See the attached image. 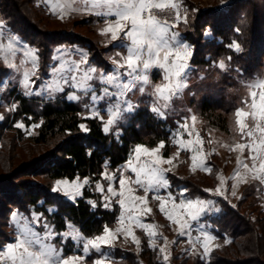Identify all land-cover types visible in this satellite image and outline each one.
Wrapping results in <instances>:
<instances>
[{"label":"trees","instance_id":"trees-1","mask_svg":"<svg viewBox=\"0 0 264 264\" xmlns=\"http://www.w3.org/2000/svg\"><path fill=\"white\" fill-rule=\"evenodd\" d=\"M29 2L35 5L34 0ZM21 3L23 2L17 0L0 1V18L7 22L13 32L37 49L41 77L47 74L53 52L60 44H77L87 47L90 60L100 68L107 69L109 61L106 55L110 50L102 48L99 43L81 37L82 34L54 31L42 37L40 30L31 27L27 21L20 27L8 13V9L12 8L20 12ZM37 9L38 13H44L48 18L55 19L54 15L46 9ZM189 11H195V14L188 15ZM186 17L187 23H181L179 31L193 47L190 62L193 66L192 75H199L201 81L189 89L193 93L190 105H197L203 130L228 132L235 113L240 107L237 90L244 82L253 80L256 83L264 78V0H231L225 6L209 7L203 11L189 3ZM86 22L88 19L84 22L76 20L72 25L74 27L78 23L77 26L82 24L87 27L89 22L87 24ZM188 22L190 23L186 30L185 24ZM207 33L211 36H207ZM233 44H238L241 50L236 51L229 47ZM229 57L231 60L228 59ZM219 61L225 63L226 70L218 67ZM9 73L10 69L0 63V83ZM7 96L12 97L18 106L12 116H5V120H0V154L7 147H11L12 152L17 150L19 142L24 141L23 132L13 129L12 122L9 121L20 118L27 126L32 123L39 125L36 129L37 133L26 138L28 145H31L25 148L32 153L38 148L42 150H44L43 147L48 148L44 155L41 154L38 158L36 154L33 156L27 176L44 178L48 181H74L76 178H88L92 186L101 180V174L106 167L115 169L125 164L138 145L153 148L163 141L166 145L165 156L174 149L170 137L171 123L150 110L151 106L147 102V97L141 100L137 110L126 118L124 124L122 123V135L117 137L104 132L100 120L84 118L83 114L86 110L83 106L69 101L65 95L50 100L42 97L28 98L15 86L7 93ZM80 125H85L88 131H84ZM9 132L13 133V136L8 137ZM9 159L16 160L17 157L9 155L8 161ZM10 165L8 162L1 165L0 169L12 174L9 171ZM13 173L15 176L10 178L16 179L18 172ZM170 179L174 186L184 183L187 194L191 197L210 198L211 196L205 191L204 185L192 178L180 179L170 175ZM8 180H3L6 181L3 184L5 190H0L7 205H10L9 207L17 205L24 210L26 207L23 206L26 204L36 211L49 215L59 232L65 231L67 224L71 222L85 237L93 238L103 234L105 227H112L118 221V209L104 208L98 202L100 196L90 186L84 189L81 198L69 202L54 195L47 186L40 184L14 186ZM11 185L12 190L5 188ZM90 200H95L96 206H93ZM216 202L220 210L208 220L210 219L211 232L220 239L221 246L211 250L206 258L200 254L190 253L173 255L169 264H264V213H258L260 216L253 220L251 217L243 216L238 211V206H231L223 198H216ZM50 206H55L56 212L49 214ZM12 209L13 207L8 208L10 211ZM3 237L7 238L0 232V246L6 244ZM111 264L165 263L159 250L150 247L145 240L138 254L115 247Z\"/></svg>","mask_w":264,"mask_h":264},{"label":"snow or ice","instance_id":"snow-or-ice-1","mask_svg":"<svg viewBox=\"0 0 264 264\" xmlns=\"http://www.w3.org/2000/svg\"><path fill=\"white\" fill-rule=\"evenodd\" d=\"M71 5H77L72 8L73 11H80L79 5H83V10L86 12H94L95 15H101L105 17L106 26L101 30V34H110V41H117L123 34L124 40L128 43L121 41L116 47L126 48L127 54L121 59H113L112 63L116 66V71L113 74H97V69L92 66L87 68L82 67L88 63L87 53L81 54L79 62L71 61L69 66L68 61L62 62L58 67L52 69L53 79L49 82H45L42 85V91L48 92H65V86L69 88H78L83 91L84 94L91 93L90 99L93 105H97L100 102H104L107 107L104 109L108 115V119L104 120V117L100 115V109L93 107L90 109L91 115L85 117L86 119H98L103 124V131L108 133L112 128L118 125L119 120L125 118V113H133L136 109V105L131 100L126 99L127 93L132 91L138 82H142L143 85L150 84L149 70L152 68H159L163 71V83L154 85L152 95L156 97L158 102L157 106L152 107L150 110L161 118H166L164 109L170 106L172 98L185 87H187V69L189 68V61L193 54L192 47L184 43L179 38V33L170 31V27L165 23L159 21L155 15H153V9H164L171 7L178 9L179 5L167 0L165 2H157V0H70ZM69 4H52V11L55 14L57 9L68 8ZM114 16L115 19H108ZM59 18H63L61 15ZM177 21L180 20V14L177 12ZM184 23H187V17L185 14ZM3 25L0 24V28ZM174 27V26H173ZM2 35V33H0ZM8 49L15 52L14 46L9 42ZM236 51H240L238 44L230 45ZM3 48V45H0ZM25 57H29L32 62L31 70H24L22 73L21 85L24 88V95H40V91L33 92L35 82L31 80L32 76L37 74L38 69V57L35 49H27L24 52ZM119 56L120 54L117 53ZM231 60V57L228 58ZM218 67L222 70H226L227 66L223 61H219ZM8 67L16 68L15 63H8ZM119 69H125L124 73H120ZM19 70V69H18ZM122 76H127L130 79L126 82L122 80ZM93 80L101 81L104 85H110L114 91H110L108 87H103L99 95L96 94V88L91 83ZM7 85H5L6 87ZM252 88L264 89V81L258 84L250 85ZM3 88H0L2 91ZM139 91L144 92V88L140 87ZM252 102L248 105L250 111H245L244 108H240L236 111V131H238L242 138L247 137V143H237L232 150H240L241 153L245 149L249 151V159L251 160V167L243 160L239 161L240 165L248 169L253 173L252 179L258 180L264 183V91L259 94V101H257V92L251 91ZM70 99H79L77 96H70ZM115 98V99H113ZM247 104V102H245ZM87 107V106H86ZM16 105L13 104L10 111L15 110ZM251 117L255 122L254 127H250L246 120ZM3 119V116H0ZM191 120L195 122L196 117L193 115ZM17 127H24L23 123L17 124ZM84 131H88L85 125H80ZM257 133L259 134L257 136ZM191 137L193 135L192 130L189 127L187 120L182 123H177L176 133L174 134L173 143L180 145L185 149H191L193 155L192 170L197 168L198 153L201 151L198 147L193 145H201L203 141L197 139L194 141L189 139L185 141L184 135ZM166 145L163 141L159 143L156 148L149 149L144 145H138L133 149L132 157L126 162L124 168L121 171L119 178V189L114 185L117 180L115 173L102 172V178L109 181V187L107 188L108 195L103 197L105 203L104 207H111V197H119L117 200L121 209V215L119 221L121 224L125 221L124 213H128L129 220H135L139 227H142L152 237L154 233L150 231L154 226L150 224L140 223L136 213H151L152 209L147 207L148 194L154 193V199L159 201V211L163 213L166 218L173 224L178 225L177 231L181 236H188L192 243V250L195 251L196 243H199L203 248V255L207 256L210 252L209 241L215 239V237L203 231L199 230L200 234L192 240L191 238V224L190 221H196L199 219L208 207L209 203L205 200H192L181 199L179 205L175 203V197L171 192L167 195H160L162 189H168L171 187L166 173L170 168H164L162 165H171L173 157L164 159L159 155L160 151L165 148ZM228 147V145H224ZM146 154L150 159L143 163H140L141 155ZM177 156L179 153L176 154ZM204 161H200V165L203 166ZM205 171L211 173V168H205ZM130 171L135 174V179L131 176L124 175L125 172ZM240 178L244 182H247L246 178L240 177L239 171L236 172L233 179ZM221 186L224 184L223 177H220ZM90 181L85 178L80 181L79 178L69 182L68 180L57 181L56 187L53 191H61L71 199H75L78 196H82V188L84 185L89 184ZM97 191L104 193L105 189L100 183L96 184ZM142 189L144 195H135V192ZM205 191H211L206 189ZM186 190H181L180 195L184 196ZM215 195L224 197L225 191L221 188L215 190ZM236 195L235 191L231 193ZM172 202L173 210L179 207L183 211V215L177 217L173 212L166 208V203ZM94 206V205H93ZM187 217V219L184 218ZM33 221L37 224L40 223L41 217L39 215H33ZM46 229L44 236L32 228L25 226L21 231L17 239L5 246H0V264H84L87 254L92 250L97 253L102 251L104 246H114L113 241L116 239L118 233H125L131 235L133 241L139 246L140 241L133 234L131 228H117L115 231L107 227L104 228L103 234L98 235L92 239H84L78 232H65L57 234L52 231L47 223L43 225ZM54 235L72 236V238L81 240L83 239V253L84 255H73L67 258L62 256L55 247L46 243L45 241L53 238ZM167 240L165 239V245ZM160 252L164 253L165 248H160ZM108 259L104 256L99 259H95L93 264H105ZM163 259L168 261V255H164Z\"/></svg>","mask_w":264,"mask_h":264},{"label":"rangeland","instance_id":"rangeland-1","mask_svg":"<svg viewBox=\"0 0 264 264\" xmlns=\"http://www.w3.org/2000/svg\"><path fill=\"white\" fill-rule=\"evenodd\" d=\"M17 1L23 2L21 3V6H20V12L15 11L14 9L10 8L8 9L9 10L8 13L11 14L12 18L20 25V27L22 23H25L27 21V23H29L31 27H33L36 30L37 29L40 30L42 37L44 34L54 33V31L74 32L75 34H82L81 37H84L87 40L94 41L95 43H99L101 47L104 49H109L111 47L112 41H110V36L103 35L100 33L101 30L105 27V24H94L88 19L89 24L87 25V27L82 24L80 26H77L78 23H76L77 25L75 24V26L73 27L72 24L76 20H79L80 22L82 20L84 22L85 20H87V17H85L83 14H80V13H79L80 15H77L76 13V16L72 14L71 16H69L66 13L65 15H63V18L61 19L59 18L61 15L54 14L48 8H44V6L41 4L42 0H34L37 8H44L47 10V12L52 13L54 15L55 19H51L45 16L44 13H41V12L38 13L39 10L36 8L35 5L33 6L29 2V0L28 1L27 0H17ZM229 1L231 0H192V1L189 0V3L191 5L198 7L199 9L203 11V10L209 9V7L219 8V7L225 6ZM27 2L29 3L27 4ZM189 12H188V15L195 14L194 13L195 11H191L190 13ZM34 14H37L38 17H36L37 15H34ZM164 15L165 13L162 14V16ZM176 16H177V11L175 12V15H174L175 19L173 22H171V24L178 23ZM164 17L165 18L171 17V15L166 14ZM180 19H181V14H180ZM87 23L88 22H86V24ZM181 23L182 22H180V25L182 26ZM189 23L190 22H188V24H185L187 25L186 27L184 25L186 30H188ZM0 24L3 25V27L0 28V33H2V35H0V45H3V48H0V63L5 64L6 67H8L7 66L8 63H15L17 65L16 68L8 67L10 69V73L4 79V81L0 83V88H3V90L0 91V103H1L0 116H3V119L5 120L6 119L5 116H12L16 112L17 106H18V103L12 97L10 98L9 96H7V93L13 87L17 86L19 89V92L23 94L25 90L21 85V81L23 78L22 73L24 70H31L32 68L31 59L29 57H25L24 52L29 48L30 49H35V48L29 45L24 40H22V38L19 37V35L16 32H13L11 28L9 27V25L7 24V22L3 18H0ZM180 25H179V28H181ZM32 31L34 32L35 30H32ZM174 32L176 31L174 30ZM207 36L210 37L211 34L207 33ZM10 41L14 46L15 52L8 49L7 47ZM64 45H68V44H64ZM62 48H65V47H62ZM35 50H36V55L38 57V69H37V74L35 76H32L31 80L35 82L34 87H33V92L35 93L36 91H40L41 94L40 95L33 94L27 97L28 98L42 97L44 99L50 100L60 95L64 96L65 94H62L61 92H52L51 94H49L48 92L42 91L43 83L49 82L53 79L51 73H52V69L55 67V64H54V61L52 60L53 59V55H52L51 62L48 64L47 74L41 77V75L39 74L40 57L38 55L37 49ZM62 51L65 54V52L68 50H62ZM58 55L61 58H63L61 51H59ZM121 57H122L121 54L118 56L117 52L114 50L109 51L106 55L107 60H110V61H112L113 59H117V58H118L117 60H119L121 59ZM92 65L93 64L87 63L86 65H83L82 67L87 68L88 66H92ZM186 71H187V81H186L187 87H185L182 91L178 92L172 98L170 102V106L167 109H164L166 118H161V117L160 118L163 120H169V122L171 123L172 126H170L171 128L170 127L169 128L171 132L170 137L172 138V141L174 139V134L176 133L177 123H182L185 120H187L189 127L192 130L193 135L189 137L188 135L185 134L183 136V139L185 141L189 139H192L195 141L197 139V134H198L199 139L203 141L201 145H195V144L193 145V147H198L201 149V151L198 153V161H197L198 166L195 171L192 170L191 156L193 155V152L191 149L182 148L180 147V145L174 144L172 142L174 149L171 151V153L168 156H165L164 154L165 148H163L160 151L159 155H161L164 159L173 157V162L171 165H168V164L162 165V167L164 168L171 169L169 172L166 173V177L168 178L171 187L168 189H162L159 194L166 196L168 192H171L172 195L176 198L175 203L177 205H179V202L181 199H185V200L200 199V200H205V201L210 202L205 212L201 214L199 219L196 221H190V224H191L192 240H194V238L200 234L199 230L201 228L203 229L204 232L215 237L214 240L209 241V247H210V252H211V250H213L214 248L221 246L222 243L220 242V239H218L215 235L212 234L211 224L209 223L208 218L206 220L205 217L207 214H210L211 217L213 215L218 214L220 207L216 205L217 203L216 198L219 197V198L225 199L224 197L215 195L214 194L215 190L217 188H221V190L225 191V196L227 197V199L225 200H227V202H229V204L233 207L238 206L239 208L238 211L241 212L243 216L251 217V219L254 220V218H257L258 216H260V214L258 213L260 212L264 213V183H261L258 180L252 179L253 173L249 172L248 169L243 168L239 163V161L243 160L245 163L249 164V167H251V160L249 159L248 149H245L243 153H241L240 150L238 149L232 150L235 144L248 142L247 137L242 138L241 134L238 131H236V128H237V125L235 123L236 116L234 118V121L230 124L228 132H222L220 130H210V131L203 130V126H202L203 122L198 117L199 114L197 110V105H190L191 98L193 97V93L189 91L192 85L201 82L200 77H198L199 75L198 76L192 75V68H188ZM99 72L100 71L97 69V74H100ZM263 80L264 78L262 79V81ZM163 82L164 81L161 80V83ZM161 83L159 79L158 80L156 79L155 81H152V85L149 84L145 88L146 89L151 88L154 90V85H158ZM258 83L259 82L255 83L253 80H250L248 82H244L242 86L239 87L237 91L239 93L238 103L240 104V107L238 109L244 108L245 111H250V109L248 108V105H250L252 102V97L250 95L251 91L257 92V101H259V94L261 91H264V89H260L258 87L256 88L250 87V85L258 84ZM5 85L7 86L5 87ZM146 89H144V91ZM153 90L151 91L149 90L148 94L146 92L144 96H146L150 100V102H154V103L156 102L155 105H152L149 103L152 107L153 106L155 107L157 106L158 102L156 100V97L152 95ZM245 102H247V104ZM13 104L16 105V108L15 110L10 111L9 109L12 108ZM93 107L94 106H91V107L89 106V108L87 107L85 114H83L84 118L91 115L90 109ZM193 115L196 117L195 122L191 120V117ZM126 118L119 121L117 127H115L114 129L112 128V130L107 134H113L117 137L122 135L121 126H123L122 123L124 124V121L126 120ZM3 119H0V120H3ZM9 121L12 122L11 124H12L13 129L15 130L18 129L23 132L22 134L24 135L25 139L24 141L20 140L21 142H19V144L17 143L18 144L17 150L12 152L11 147H7L6 150L2 152V154H0V168H1V165L7 164L9 162V164H11L10 165L11 169L9 171L12 172L13 174L12 175L11 173L0 169V190L4 189L3 184L6 183V181H3V180L9 179L8 181H11L14 186H19V184H22V185L23 184H30V185L40 184L41 186L42 185L47 186L49 188V191L52 192L54 195L58 196L59 198L63 200H67L69 202H74L77 199L81 198L83 195L78 196L73 200L69 196H66L61 191H53V188L56 187L57 181H61V180L48 181L47 179H44V178H35L32 176H27L28 175L27 172L29 171V165L32 163L33 156L36 154L38 158L39 155L41 154L44 155L46 151L48 150V148L43 147L44 150H42L41 148L40 149L38 148L34 153L30 152L28 148H25L31 145V144L28 145L29 142L26 141V138H30L37 133L36 129L39 126L38 124L32 123L30 126H27L21 118L16 119V120L15 119L9 120ZM19 123H23L24 127L23 128L17 127V124ZM246 123H248L250 127H254L255 122L252 120L251 117H249L246 120ZM12 134L13 133L9 132L7 136L11 137L13 136ZM258 135L259 134L257 133V136ZM224 145H228V147H224ZM156 147H153V148H156ZM148 148L153 149L151 147H148ZM177 153H179L178 156L176 155ZM9 155H11V157L16 156L17 159L16 160L9 159L8 161ZM149 159L150 157H148L146 154H142L140 163L148 161ZM201 160L204 161L203 166L200 165ZM125 164L120 165L119 167L115 169L106 167L104 171V172L116 174L117 180L114 182L113 186H115L117 190L119 189L118 181L121 176V171L119 170H122ZM205 168H211L212 169L211 173L205 171L204 170ZM237 171H239L240 177L246 178L247 182H244L239 177L237 179H233ZM13 172H18L16 174V179L10 178L11 176H15ZM124 175L131 176L133 179H135V174L131 173L130 171L125 172ZM170 175L179 177L180 179H191L192 178L196 182L204 185L205 190L206 189L211 190V191H206V192H208L212 197L210 196V198H199V197L194 198V197L189 196L187 194V189L184 183L183 184L180 183L179 186L172 185L173 183H171ZM221 176L223 177V180H224L223 186H221V180H220ZM84 179L85 178H79L80 181H83ZM88 180L90 181V179ZM68 181L72 182L70 180ZM97 183H100L103 186V188L105 189L104 193L97 191L96 189ZM90 185H91V181L89 184L83 186L82 192L84 191L85 188L89 187ZM90 187H92V190L95 191L100 196V200L98 202L104 205L105 201L103 197L105 195H108L106 190L109 187V181L101 177L100 181L95 182ZM5 188H10V190H12V185L9 187H5ZM181 190H186V193L184 196L180 195ZM232 191L236 192L235 196L231 194ZM135 195H144V192L142 189H139L135 192ZM154 195L155 194L152 192L148 194L147 207L152 209L151 213H139V212L136 213V216L138 217L140 223L150 224L154 226L152 229H150V231L154 233L152 237H149L148 233L142 227H139L136 224L135 220H129L128 213L125 212L124 213L125 215L124 223L121 224L118 218V221L116 222V224H114L112 227H109V229H112L113 231H115L117 228H121V227L131 228L133 234L140 241L139 246H137V244L133 241L131 235L126 236L125 233H118L116 239L113 241L114 246L112 247L104 246L100 253H97L94 250H92L89 254H87L84 264H93V261L95 259H99L104 256L108 257V259L105 261V264H111L113 249L115 247H119L123 250H127V251L138 254L142 250L143 243L145 240L148 241L150 247L158 249L159 252H160V248L162 247L165 248L164 253L160 252L162 259L164 255H168L169 257L168 261H165L163 259V262L165 264H169L170 259L172 258L173 255H182L184 253L200 254L203 258H206L209 254L207 256L203 255L202 246L199 243H196L195 251H193L190 238L188 236L179 235V232L177 231L178 225L173 224L171 221H169L166 218V216L163 213L159 211V201L154 199ZM118 199L119 197H116V196L111 197V207L109 208H106L104 206L103 207L109 210L118 209L119 217H120L121 209L117 203ZM90 202L94 206H96L97 204L95 200H90ZM9 206L10 205H7V201H4L0 193V232H2L3 236H7V238H4V237L2 238L3 241L4 240L6 241L5 245L15 241L17 237L19 236L20 231L25 226L32 228L34 231L39 232L41 236H44L46 233V229H44L43 227L44 223H47L54 233L62 234L65 232L71 233L75 231V232H78L80 236L83 237L84 239H92V238L85 237L80 232L79 228L71 222L67 224V229L65 231L63 232L57 231L49 215L36 211L29 205L25 204L23 206V207H26L24 210L21 208H18L17 205L16 207H14L15 205L14 206L12 205L13 209L11 211L8 210V208H12ZM166 208L169 211L173 212V214L176 215L177 217H180L183 215L184 210H181L179 207L173 210L172 202H167ZM56 210L57 208L55 206L48 207L49 214L56 212ZM33 215H39L41 217L39 224L33 221L32 219ZM184 218L187 219L186 216H184ZM10 231L12 233H10ZM165 239L167 240L166 245H165ZM45 242L55 247L59 252H61L64 258L73 256V255H76V256L84 255L83 253L84 240L83 239L77 240V239L72 238V236L54 235L53 238Z\"/></svg>","mask_w":264,"mask_h":264},{"label":"crops","instance_id":"crops-1","mask_svg":"<svg viewBox=\"0 0 264 264\" xmlns=\"http://www.w3.org/2000/svg\"><path fill=\"white\" fill-rule=\"evenodd\" d=\"M157 2H165V3H167V0H157ZM172 2L177 3L179 5V8L178 9H174V10L177 11V12L179 11V13L181 14V19L178 21L177 24H171V23H168V22H165V21H161V22H165L170 27V31H174L175 30L177 33H179V38H180V40L182 42L189 44L185 40V38L181 35V33L179 31L180 22H182V23L184 22L183 17H185V14H186V12L188 10L189 0H172ZM57 3L58 4H69L70 5L68 8L57 9L56 10V13H55L57 15H65L67 13L69 16H71V14L74 15V16H76V13H77V15L83 14L92 23H94V24H105V26H106L105 17L104 16L95 15L94 12H86V11H84L83 10V5H79V7L81 9L80 11H73L72 8L77 7V5H71L70 4V0H42L41 1V4L44 6V8H48L51 12H53L52 11V4H57ZM182 15H184V16H182ZM108 19L114 20L115 17L112 16V17H109ZM89 20H88V22H89ZM107 36H110V34H108ZM121 41H123L125 44L128 43V41L124 40L123 34H121V38L119 40L112 41L111 47L109 48V50L110 51L111 50H114L117 53L121 54V56L123 57V56H125L127 54L126 48L116 47V45L120 44ZM189 45L192 47L191 44H189ZM62 47H65V48H62ZM192 49H193V47H192ZM62 50H68V51H66L65 54H64V52ZM59 51L62 52L63 58H61L58 55L59 54ZM82 53H87L88 63L93 64L92 66L95 67L96 69H98L100 71L99 73H104V74H109L110 75V74H113L116 71V66L110 60H108L109 61V64H108L107 69L106 68H100L95 62H93V61L90 60V52H89L88 48L85 47V46H82V45H77V44H73V45L60 44V45H58L55 48L54 52H53V59L52 60L54 61L55 67H58L64 61H68L69 62V66H71V63H70L71 61L79 62V60L81 59V54ZM190 62H191V59L189 61V68H192L193 69V66L191 65ZM119 71H120V73H124L125 72V69H119ZM155 73H156V76H155ZM148 74H149V78H150V81H151L150 82V85H152V81H155L156 78H157V80L159 79L160 83H161V80L163 81V71L161 69H159V68H155L154 67V68L150 69ZM129 79L130 78L127 77V76H122V80H124L125 82L127 80H129ZM91 83L96 88V94L97 95H99L101 93V89L103 87H108L110 91H114V89H112V87L110 85H104L101 81L93 80ZM146 86L147 85H143L142 82H138L136 84V86L132 89V91H130V92L127 93L126 99L131 100V102L138 107L140 105V103H141V100H143V98H146V96H144V94L146 92L148 94L149 90L150 91L153 90L151 88L146 89L145 88ZM140 87H143L146 90L143 93H141L139 91V88ZM62 94H65L66 97H67V99H68V97L73 96V95L79 97V99H70L69 98L68 100L71 101V102H74V103L81 104L85 110L87 109V107L89 108V106L90 107L91 106L97 107V108L100 109V115L104 117V120H107L109 118L108 115L104 111V109L107 107V105L103 101L100 102L97 105H93V103H92V101L90 99L91 93L84 94L81 89H78V88H69L68 86H65V92H63ZM113 99H115V98H113ZM147 100H148L147 102H149L152 105H155L156 104V102L155 103L154 102H150V100L148 98H147ZM137 107H136V109H137ZM151 108H152V106H151ZM130 114H132V113H125V118L128 115H130ZM121 120H123V119H121ZM121 120H119V121H121ZM115 127H117V125L114 126L113 129ZM216 205H217V203H216ZM210 216H211L210 214H207L206 217H205V219L207 220V218H209Z\"/></svg>","mask_w":264,"mask_h":264},{"label":"built area","instance_id":"built-area-1","mask_svg":"<svg viewBox=\"0 0 264 264\" xmlns=\"http://www.w3.org/2000/svg\"><path fill=\"white\" fill-rule=\"evenodd\" d=\"M175 10L173 9V8H171V7H166V8H164V9H153L152 10V13H153V15H155V17L157 18V19H160V21H165V22H168V23H171V22H173L174 21V15H175ZM163 13H165V15L167 14V15H171V17H167V18H165L164 16H162V14Z\"/></svg>","mask_w":264,"mask_h":264}]
</instances>
